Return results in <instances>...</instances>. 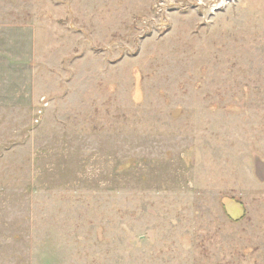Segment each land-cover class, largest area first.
<instances>
[{
  "label": "rangeland",
  "instance_id": "obj_1",
  "mask_svg": "<svg viewBox=\"0 0 264 264\" xmlns=\"http://www.w3.org/2000/svg\"><path fill=\"white\" fill-rule=\"evenodd\" d=\"M0 264H264V0H0Z\"/></svg>",
  "mask_w": 264,
  "mask_h": 264
}]
</instances>
